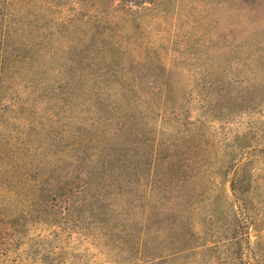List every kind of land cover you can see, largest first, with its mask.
I'll return each instance as SVG.
<instances>
[{
	"label": "rangeland",
	"instance_id": "obj_1",
	"mask_svg": "<svg viewBox=\"0 0 264 264\" xmlns=\"http://www.w3.org/2000/svg\"><path fill=\"white\" fill-rule=\"evenodd\" d=\"M0 264H264V0H0Z\"/></svg>",
	"mask_w": 264,
	"mask_h": 264
},
{
	"label": "trees",
	"instance_id": "obj_2",
	"mask_svg": "<svg viewBox=\"0 0 264 264\" xmlns=\"http://www.w3.org/2000/svg\"><path fill=\"white\" fill-rule=\"evenodd\" d=\"M179 225V224H178ZM176 227H178L177 225H176ZM177 232L179 231V232H182V234H185L186 232H185V230H184V227H183V225H182V228L180 227V228H178L177 230H176ZM178 238V237H177ZM177 240V239H176ZM178 242V241H177ZM176 242V243H177Z\"/></svg>",
	"mask_w": 264,
	"mask_h": 264
}]
</instances>
